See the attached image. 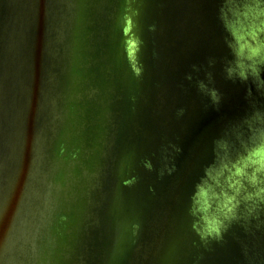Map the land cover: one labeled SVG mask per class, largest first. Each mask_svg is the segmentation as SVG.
Here are the masks:
<instances>
[{
	"label": "water",
	"instance_id": "1",
	"mask_svg": "<svg viewBox=\"0 0 264 264\" xmlns=\"http://www.w3.org/2000/svg\"><path fill=\"white\" fill-rule=\"evenodd\" d=\"M0 264H264V0H0Z\"/></svg>",
	"mask_w": 264,
	"mask_h": 264
},
{
	"label": "clouds",
	"instance_id": "2",
	"mask_svg": "<svg viewBox=\"0 0 264 264\" xmlns=\"http://www.w3.org/2000/svg\"><path fill=\"white\" fill-rule=\"evenodd\" d=\"M141 74H142V69H141L140 67H137V68L135 69V76H136V77H140ZM132 99L134 100L135 97H132ZM149 170H150V169H149Z\"/></svg>",
	"mask_w": 264,
	"mask_h": 264
}]
</instances>
